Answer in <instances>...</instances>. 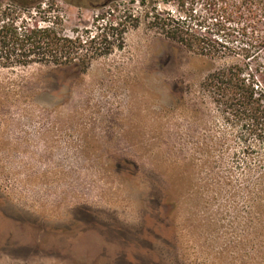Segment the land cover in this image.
<instances>
[{"label":"rangeland","instance_id":"rangeland-1","mask_svg":"<svg viewBox=\"0 0 264 264\" xmlns=\"http://www.w3.org/2000/svg\"><path fill=\"white\" fill-rule=\"evenodd\" d=\"M73 1L66 34L115 9L125 43L86 70L0 67V264H264V142L201 88L240 58L153 29L178 0ZM224 1L264 35V0Z\"/></svg>","mask_w":264,"mask_h":264},{"label":"trees","instance_id":"trees-1","mask_svg":"<svg viewBox=\"0 0 264 264\" xmlns=\"http://www.w3.org/2000/svg\"><path fill=\"white\" fill-rule=\"evenodd\" d=\"M46 1L0 0V67L46 64L86 70L94 60L124 46L126 28L115 9L96 18L94 31L68 35L62 16L54 13L56 0ZM114 1L87 5L106 7ZM249 2L242 0L243 5ZM226 5L221 6L220 0H178L176 11L156 8L147 15L153 29L190 51L214 59L240 58L210 72L201 88L228 121L241 123L249 135L264 142V84L259 78L264 70L254 71L250 63L264 51V46L255 44L256 38L263 43L264 35L248 30L246 21L239 30L230 29L227 22L236 19L231 8L238 6ZM234 39L239 42L234 44Z\"/></svg>","mask_w":264,"mask_h":264}]
</instances>
